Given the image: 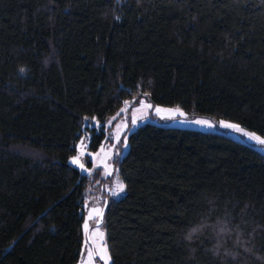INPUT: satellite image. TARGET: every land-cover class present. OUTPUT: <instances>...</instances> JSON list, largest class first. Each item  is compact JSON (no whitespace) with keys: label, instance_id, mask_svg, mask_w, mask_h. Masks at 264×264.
<instances>
[{"label":"trees","instance_id":"obj_1","mask_svg":"<svg viewBox=\"0 0 264 264\" xmlns=\"http://www.w3.org/2000/svg\"><path fill=\"white\" fill-rule=\"evenodd\" d=\"M145 97L264 134V0H0V264L78 263L89 179L69 157ZM118 166L111 264H264L254 146L149 122Z\"/></svg>","mask_w":264,"mask_h":264},{"label":"rangeland","instance_id":"obj_2","mask_svg":"<svg viewBox=\"0 0 264 264\" xmlns=\"http://www.w3.org/2000/svg\"><path fill=\"white\" fill-rule=\"evenodd\" d=\"M143 99L145 100L146 103L155 105L150 100H148L146 97ZM161 106H164V105H161ZM176 106H178V105H176ZM164 107H174V106H164ZM121 108H127L128 111L121 113L114 120V122L111 125H107V121L112 119L113 117H115ZM133 109L137 110L136 115L138 117L137 123L135 125H133L131 123V116H132V110ZM140 109H141L140 104H138L137 106H133V107H131L130 105H123L115 113L108 116L104 122L97 119L98 121H100L102 126L107 125L106 127L96 128L94 126V122L91 120V122H90L91 126H94L97 131H99L101 128H104V130L106 131V135H108L110 137L117 134L116 128H117L118 124H121L122 122H127L128 127L123 132H120L119 135L122 138L124 136H127L128 140H127V145H125L123 143V139H121L120 141H116L114 138H110V139L104 138L102 143H103L105 149L107 151H109V153H110L107 163L111 167L108 170H105L103 168V166L99 165L98 163H97L96 167L93 169V172L91 174H88V173H86V171H83L80 169L82 171V173H84L86 176H88V179H89V186L86 190L85 200L83 203L84 220H85V217L89 216V211L92 208H100L101 210H103L105 202L103 204L104 198H101V196L107 198V200L109 201L111 199H119L125 194V190H124L123 192H120L117 195L113 196V195H111V190L115 189L117 184L122 180L120 173H119V166H118L119 158L123 157L127 154L128 149H129V136L140 125H144L146 123L153 122L156 124H162L164 126L180 127V128H193V129H198V130L205 131V132H225L229 136H231L232 138H234L238 141L250 144V145L254 146L256 149H258L260 152L264 153V145H261V144H258L256 142L252 141L247 136H245L241 133H238L234 130H231V129H228V128L221 126L219 124V121L221 119H215V118L208 117V116L190 115L188 113H187L188 114L187 117H181L179 115L174 116V117H167V116L161 117V116L156 115L154 108L144 110V112L146 114H142ZM197 118L210 119L213 121V124L215 126L214 127H208V126H204V125L194 123V121ZM224 120H227V119H224ZM231 122H233V121H231ZM247 130H249V129H247ZM249 131H251V130H249ZM91 134H92V132L89 131V133H83L81 135V136L86 137V139L84 140V143L90 145ZM257 134H260V133L257 132ZM89 137H90V139H88ZM78 143H80V138L76 142V145ZM98 149L92 150V149H90V146H89L87 150L89 152H96V151H98ZM74 155H76V152ZM74 155H72V156H74ZM81 160H82V162L85 163L86 168H93V164L91 162H89V158L81 157ZM70 163H71V161H70ZM73 166H75L79 169L78 166H76V165H73ZM113 169H115V170H113ZM106 171H108L110 174L105 175ZM102 184L104 186V193L100 194V185H102ZM97 220H100V223L98 225L96 223ZM88 223H89V228L87 231L83 227L84 241H83V246H82V256H81V258L77 264H81L82 260L86 261L88 259V251L89 250H96L98 252L101 244H104L107 246L108 252L110 254L108 241H107V219L105 217L103 219H100V216L98 217V216L92 215L91 217H89ZM83 225H84V222H83ZM100 233L103 234V240H101V238H100V235H99ZM110 256H111V254H110ZM111 263H112V258H111V260L108 261V264H111ZM95 264H104V262L99 258V256H96L95 257Z\"/></svg>","mask_w":264,"mask_h":264},{"label":"snow or ice","instance_id":"obj_3","mask_svg":"<svg viewBox=\"0 0 264 264\" xmlns=\"http://www.w3.org/2000/svg\"><path fill=\"white\" fill-rule=\"evenodd\" d=\"M117 19H119V17H117ZM148 93H142V96H147ZM133 100H136V97H133ZM130 101L128 100H124L123 104L124 105H129ZM139 104L141 106L140 111L142 112V114H146L144 112V110H148V109H153L156 113V115L164 117H174V116H181V117H187V113L184 112V110L179 107V106H174V107H164L161 105H152V104H148L145 102V100L143 98L139 99ZM128 109L127 108H121L118 113L116 114L115 117H113L112 119L107 121V125H111L114 120L121 114L124 112H127ZM136 109L132 110V116H131V123L133 125H135L137 123V115H136ZM92 121L94 122V126L96 128H100V127H106L107 125H101L100 121L97 120V118L95 116H93ZM194 123L200 124V125H204V126H208V127H214L215 125L213 124V121L210 119H205V118H197ZM219 124L225 128L234 130L238 133H241L245 136H247L249 139H251L252 141L264 145V134H257V132L255 131H249L246 128L242 127L239 123H235V122H231L229 120H224L221 119L219 121ZM127 122H122L121 124L117 125L116 128V135L110 137L108 135L105 136V139H110V138H114L116 141H120L121 139H123V143L125 145H127V136H124L123 138L119 135L120 132H123L126 128H127ZM86 139L85 136H81L80 137V143H78L75 147H76V155L69 157V160L71 161V163L73 165H76L79 167V169L86 171V173L91 174L93 172V169L96 167L97 163L99 165H102L103 168L105 170H108L111 166L107 163L108 159H109V151H107L103 145V143L100 144V147L98 149V151L96 152H89L87 149L90 146L89 144L84 143V140ZM90 139V137L88 138ZM81 157H86L89 158V162H91L93 164V168H86V165L84 162H82ZM115 170V169H113ZM110 173L108 171L105 172V175H109ZM126 188L125 183L123 182V180H121L115 189L111 190V195H117L120 192H123ZM92 215L95 216H102V210L100 208H92L89 211V216L85 217L84 220V229L87 231L89 228V217H91ZM97 225L100 223V220L96 221ZM100 238L101 240H103V234L100 233ZM87 242V241H86ZM99 256V258L104 262V264H108V261L111 260V256L108 252L107 246L104 244H101V246L99 247L98 252L96 250H89L88 251V259L86 261L82 260L81 264H95V257Z\"/></svg>","mask_w":264,"mask_h":264},{"label":"water","instance_id":"obj_4","mask_svg":"<svg viewBox=\"0 0 264 264\" xmlns=\"http://www.w3.org/2000/svg\"><path fill=\"white\" fill-rule=\"evenodd\" d=\"M107 206H108V201L106 200L105 204H104V207H103V210H102V216H100V219L104 218L106 210H107Z\"/></svg>","mask_w":264,"mask_h":264},{"label":"flooded vegetation","instance_id":"obj_5","mask_svg":"<svg viewBox=\"0 0 264 264\" xmlns=\"http://www.w3.org/2000/svg\"><path fill=\"white\" fill-rule=\"evenodd\" d=\"M101 198H103V196H101Z\"/></svg>","mask_w":264,"mask_h":264}]
</instances>
